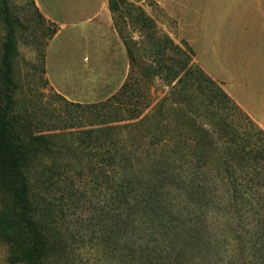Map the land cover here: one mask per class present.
<instances>
[{"label": "trees", "instance_id": "1", "mask_svg": "<svg viewBox=\"0 0 264 264\" xmlns=\"http://www.w3.org/2000/svg\"><path fill=\"white\" fill-rule=\"evenodd\" d=\"M109 2L112 13L119 12L125 19L127 1ZM34 5L36 7L35 2ZM0 22L5 31L0 51V200L6 203H2L0 212V233L9 235L19 227L13 234L19 235L12 244L24 248L10 257L12 263L57 264L65 259L69 240L63 229L68 215L64 209L67 195L61 193L57 169H61L63 163L86 159L94 163L98 156L93 168L95 179L100 180L105 173V169L100 168L102 163L106 161L108 166H115L120 163L119 154L106 155L94 146L96 156L88 157L81 152L73 158L55 149L54 135L33 129V123L18 112L16 105L14 71L19 55L18 29L7 0H0ZM116 27L129 53V75L108 100L88 104L84 109L94 111L100 123L108 125L107 131L112 136L124 133L128 145L143 149V159L148 163L140 175L126 171L120 176L123 183L129 185L123 184L125 187L121 189L124 200L120 203L121 218L116 224L130 227L128 234H132L128 239H135L133 246L129 245L133 253L139 241L136 230L141 227L137 210L152 223V229L157 224L158 237L163 244L178 239L173 232L176 228L167 220L172 219L167 218L170 206L161 202L158 208H151L165 190L177 193L180 207L193 212L195 217L209 215L214 220L216 212L225 211L221 208L225 200L227 213H242L247 207L243 175H264V130L220 83L200 66H190L195 55L190 46L188 51L192 56L173 45L187 57L186 62L176 66L160 60L144 61L135 57L118 23ZM166 52L167 46L158 47V54L162 53L164 58ZM157 78L169 89L152 103L144 86L151 85ZM77 106L83 108L82 104ZM83 134L86 138L80 145L95 144L97 130L88 129ZM72 145L71 142L65 144L68 148ZM54 149L58 156L51 157ZM54 158L58 161L53 162ZM101 160L103 162H99ZM226 179L224 187L221 181ZM161 180L163 184L159 186L157 182ZM58 193L61 196L53 199ZM153 241L148 240L146 247L154 245L153 249L157 250ZM152 257L153 252L146 259Z\"/></svg>", "mask_w": 264, "mask_h": 264}, {"label": "rangeland", "instance_id": "2", "mask_svg": "<svg viewBox=\"0 0 264 264\" xmlns=\"http://www.w3.org/2000/svg\"><path fill=\"white\" fill-rule=\"evenodd\" d=\"M126 1V18L120 17L119 12L113 13V18L115 24H119L123 37L131 45L137 59L160 60L170 66H176L187 61L186 54L192 56L188 51L190 45L186 43L178 21L169 15L167 5L166 7L156 0ZM194 1L199 3V0H190L191 3ZM34 2L7 0L18 29L19 55L14 71L16 105L20 109L18 112L33 123L36 132L54 135L55 149L61 151L59 153L73 158L81 152L88 157L96 156L93 155L96 146L95 149L101 148L106 155L119 154L120 161L115 166H108L106 161H99L103 162L100 168L105 169L104 178L100 180L95 179L96 172L93 168L95 162H98V156L93 160L94 163L86 159L84 162L73 164L63 163L65 165L57 169L60 172L61 193L67 195L64 209L68 215L63 229L69 237L65 259L60 263L57 261V264H264V175L258 177L248 173L242 177L243 183L247 185V207L242 213L233 215L227 213L228 202L225 200L221 208L226 212L215 211L214 220L209 215L195 217L193 212L188 213L183 206L180 207L177 193L163 191L162 197L159 196L151 208H158L161 202L170 206L167 218L170 216L172 219L167 220L176 228L173 232L178 239L175 242L169 241L167 245L163 244L158 237L159 230L157 233L156 229L158 221L154 222L156 227L152 229V223L137 210L141 227L136 230L139 239L135 244L136 251L131 252L129 245L133 246L135 239H128L132 234H128L130 227L116 224V220L121 218L119 207L122 199L124 200L121 189L125 187L123 184H126L120 176L126 171L140 175L148 163L143 159V149L132 148L130 143L128 145L124 140V133L119 137L112 136L107 131L108 125L100 123L94 111L91 113L90 110L84 109L88 104L105 102L119 91L130 72L129 53L128 64L124 58L119 61L105 60L103 65L106 68L102 69L101 66H96L95 61L96 48H101L98 47L99 44L104 45L96 36L97 31L93 28L87 29L88 37L74 43L72 39L69 40V35L74 30L63 27L60 39L63 48L62 55L60 53L59 56L64 70L58 71V83L54 78L50 80L46 71V59L58 26L44 18ZM93 5L94 3L90 6ZM4 38L5 31L0 22V51ZM201 39L206 42L204 37L200 36L199 43ZM206 39L214 38L209 35ZM58 45L59 41L56 48ZM173 45L181 47L186 54ZM163 46H167L165 58L162 53L158 54V47ZM124 47L127 48L126 44ZM74 53L78 63L87 68L84 70L88 76H78L77 73L70 77V72L65 71V65L69 66V58ZM55 58L56 62H59L58 57ZM189 64L194 68L196 65L200 66L196 55L192 56ZM200 68L203 70L201 66ZM62 73L66 75H61ZM144 88L148 90L147 96L152 103H156L169 89L158 78L151 85L146 84ZM222 88L225 90L224 86ZM65 90L66 92L62 93ZM96 91L98 92L94 93ZM93 94L99 95L97 101H92ZM77 104H82L83 108ZM26 112L29 113L26 115ZM88 129L97 130L98 138L94 139V145L90 143V147H85L84 144L80 145V142L84 141L83 132ZM68 142L73 144L72 147L65 146ZM55 149L51 152V157L58 156ZM54 160L58 161L54 158L53 162ZM59 163H56L55 168ZM226 181L227 179L221 181L224 187L227 185ZM157 183L160 186L163 181ZM60 194L55 195L53 199H58ZM2 203H5L4 200H0V212L4 206ZM71 205L73 207L70 210ZM122 222L123 220L120 223ZM18 230L19 227H16L9 235L0 233V264H26L10 261L13 254H19L24 248L12 244L19 235L13 234ZM144 233H147V236L143 235ZM153 233L157 234L153 236ZM148 240H154L153 244L158 249L154 250V245L146 247ZM152 252L154 257L146 259Z\"/></svg>", "mask_w": 264, "mask_h": 264}, {"label": "crops", "instance_id": "3", "mask_svg": "<svg viewBox=\"0 0 264 264\" xmlns=\"http://www.w3.org/2000/svg\"><path fill=\"white\" fill-rule=\"evenodd\" d=\"M34 1L44 18L58 26L46 59L50 80L54 78L58 83V71L64 70L59 56L63 48L60 44L63 27L74 30L69 35V40L74 43L88 37L87 29L97 31L96 36L104 45L99 44L101 48L94 49L96 66L105 69V60L123 58L128 64V50L116 27L109 0ZM156 1L169 7V15L178 21L182 35L203 70L224 86L229 96L264 130V0ZM209 35L214 39H206ZM200 36L204 37L205 43L202 39V44L198 42ZM56 56L59 62H56ZM69 61L65 71L70 72V77L77 73L78 76H88L84 70L87 68L78 63L75 53ZM98 96L93 94L92 101H97Z\"/></svg>", "mask_w": 264, "mask_h": 264}]
</instances>
